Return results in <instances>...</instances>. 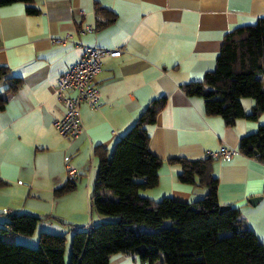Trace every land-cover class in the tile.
<instances>
[{
    "label": "crops",
    "instance_id": "obj_1",
    "mask_svg": "<svg viewBox=\"0 0 264 264\" xmlns=\"http://www.w3.org/2000/svg\"><path fill=\"white\" fill-rule=\"evenodd\" d=\"M34 4L36 14L27 13L23 2L0 6V65L8 67V77L22 80L21 87L9 93V78L0 79V90L7 96L0 109V177L7 181L0 188V227H7L13 213L59 220H41L31 236L11 234L7 239L36 246L41 232L66 234L68 263L73 233L105 220L99 213L95 217L90 206L99 171L95 149L102 146L111 153L148 104L165 97L149 141L150 150L163 160L159 183L141 194L194 202L208 188L179 181L181 166L170 159H199L231 149L229 157L212 156L219 203L237 208L264 243V162L239 150L242 137L264 124V111L257 118L247 116L255 100L243 97L247 115L228 126L222 116L206 113L202 96L185 91L186 84L203 80L215 68L227 32L264 17V0H35ZM98 7L108 12H98ZM58 38L65 41L55 42ZM85 46L123 53L103 56L96 76L102 105L96 109L82 101L84 131L70 138L54 125L66 111L54 85L80 60ZM68 166L77 170L72 180L76 188L58 194L57 189L69 181ZM254 197L261 198L252 204ZM109 264L148 263L131 253H115Z\"/></svg>",
    "mask_w": 264,
    "mask_h": 264
},
{
    "label": "trees",
    "instance_id": "obj_2",
    "mask_svg": "<svg viewBox=\"0 0 264 264\" xmlns=\"http://www.w3.org/2000/svg\"><path fill=\"white\" fill-rule=\"evenodd\" d=\"M13 2L25 3L29 14L39 12L35 0H0V6ZM97 11L107 10L98 7ZM8 75V67L0 65V79L10 81L6 92L14 93L22 80ZM185 91L202 96L206 113L222 116L228 126L247 115L242 98L252 97L255 106L247 116L257 118L264 111V17L227 32L215 68L203 80L186 84ZM6 100V93L0 90V109ZM165 104V97L153 99L111 153L102 146L95 149L99 171L90 198L91 210L115 217L113 220L76 230L67 263L66 234L41 232L38 247L7 239L11 234L31 236L41 220L55 216L10 214L7 227H0V264H109L115 253H131L148 264H264V243L239 210L230 207L220 211L212 156L170 159L181 166L179 181L208 188L196 201L171 197L155 200L141 194L159 183L163 160L150 150L149 141L151 127ZM239 150L264 162V124L242 137ZM6 184L0 177V188ZM75 188L76 182L69 180L56 192L64 194Z\"/></svg>",
    "mask_w": 264,
    "mask_h": 264
},
{
    "label": "built area",
    "instance_id": "obj_3",
    "mask_svg": "<svg viewBox=\"0 0 264 264\" xmlns=\"http://www.w3.org/2000/svg\"><path fill=\"white\" fill-rule=\"evenodd\" d=\"M55 42H64L65 39H54ZM123 53L122 49H106L97 46H85L80 60L62 75L58 76L54 85V94L61 100L66 111L63 117L56 119L54 125L59 132L70 138H77L84 131L80 108L83 100L89 101L94 108H99L102 101L99 87L96 82L97 74L102 70L103 56L117 57ZM73 90L74 95L66 92ZM234 153L231 149L211 153L213 157H229ZM77 170L68 166V178L72 181ZM8 214L9 210H5Z\"/></svg>",
    "mask_w": 264,
    "mask_h": 264
},
{
    "label": "rangeland",
    "instance_id": "obj_4",
    "mask_svg": "<svg viewBox=\"0 0 264 264\" xmlns=\"http://www.w3.org/2000/svg\"><path fill=\"white\" fill-rule=\"evenodd\" d=\"M142 192V191H141ZM9 213H11V211L9 210ZM94 213H95V217H96V215H99L98 214V212L96 211V210H94ZM1 215H3L2 213H0ZM115 217H112V216H106L105 215V219H107V220H113ZM95 220H96V218H95ZM96 222V221H95ZM146 229H148V227H146ZM22 244H24V243H22ZM69 244L71 245L72 244V236H71V240H70V242H69ZM26 245H29V244H26ZM29 246H32V245H29ZM32 247H38V243H37V245L36 246H32ZM70 256H71V253H70Z\"/></svg>",
    "mask_w": 264,
    "mask_h": 264
},
{
    "label": "water",
    "instance_id": "obj_5",
    "mask_svg": "<svg viewBox=\"0 0 264 264\" xmlns=\"http://www.w3.org/2000/svg\"><path fill=\"white\" fill-rule=\"evenodd\" d=\"M260 198H261V197H254V198L250 199V202H251L252 204H255L258 200H260ZM229 208H230L229 205H221V207H220V211L223 212V211L228 210Z\"/></svg>",
    "mask_w": 264,
    "mask_h": 264
}]
</instances>
